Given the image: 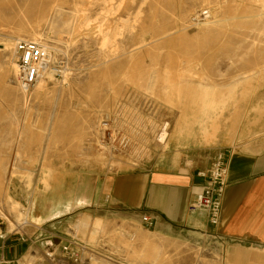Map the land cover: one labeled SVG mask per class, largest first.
<instances>
[{"label": "rangeland", "instance_id": "374dc122", "mask_svg": "<svg viewBox=\"0 0 264 264\" xmlns=\"http://www.w3.org/2000/svg\"><path fill=\"white\" fill-rule=\"evenodd\" d=\"M262 1L0 0V210L12 217L7 192L22 206L31 202L30 221L59 211L43 225H58L94 253L116 251L115 261L131 262L129 253L122 257L111 245L137 241L129 238L140 225L89 208L64 210L67 200L78 195L85 173L164 163L201 168L220 150L264 137ZM77 9L79 17L72 18ZM98 19L111 41L103 51L94 36ZM65 21L74 23L68 36ZM58 29L67 42H55ZM31 30L43 35L52 64L69 74L66 82L45 79L25 94L2 42L33 40L26 35ZM199 84L217 102L207 113L199 111ZM97 218L102 229L90 240V228L80 224ZM37 229L29 225L10 235L27 239ZM0 233L9 235L1 218ZM162 249L174 264H194L197 256V264H214L211 258L221 257L182 243ZM33 251L34 260L48 264Z\"/></svg>", "mask_w": 264, "mask_h": 264}, {"label": "crops", "instance_id": "0c3cea01", "mask_svg": "<svg viewBox=\"0 0 264 264\" xmlns=\"http://www.w3.org/2000/svg\"><path fill=\"white\" fill-rule=\"evenodd\" d=\"M198 103L202 113L217 105L216 102L213 108L201 109ZM246 143L223 150L227 158L226 188L217 226L208 223L204 211H187L188 202L204 184L196 173L209 168L212 158L207 165L189 170L164 163L150 169L85 173L76 186L78 195L74 198L77 200L69 198L64 210L89 208L94 214L97 211L109 213L140 225L141 228L133 234L137 237L134 245L137 253L140 248L145 249L143 244L147 239V243L161 249L173 242L221 255L220 259L216 255L211 258L210 262L214 264H264V137ZM58 212L45 218L32 216V226H39V230L27 239L0 233L3 255L17 260L18 264H27L29 257L33 256L29 255L30 251L35 248L33 254L43 257L46 245L57 241L50 238L52 234L60 239L67 235V231L58 225H43ZM143 216L149 217L151 228L142 227L145 224ZM61 244L62 240L54 245V249L58 251ZM129 256L133 260L127 264L149 263L135 258L133 252ZM36 260L30 264H39Z\"/></svg>", "mask_w": 264, "mask_h": 264}, {"label": "built area", "instance_id": "2783aa9c", "mask_svg": "<svg viewBox=\"0 0 264 264\" xmlns=\"http://www.w3.org/2000/svg\"><path fill=\"white\" fill-rule=\"evenodd\" d=\"M13 60L16 65V82L24 93L29 92L39 82L45 80L47 72L51 73V78L54 81L63 78V67L52 64L49 50L41 43L28 39L16 40ZM196 175L203 180L204 184L194 198L188 202L187 211H204L208 223L211 226H217L220 221L222 200L226 188L227 158L225 151L216 152L212 156L209 168L197 171ZM142 220L147 226L152 225L148 216H143ZM22 237L23 235H20L21 240H23ZM50 238L57 239L59 243L62 240L58 251L54 249L53 242L46 245L43 255L50 264L93 263L96 254L82 240L71 235L60 239L52 234ZM132 238H134L133 234L130 235V239ZM0 264H18V262L6 258L1 246Z\"/></svg>", "mask_w": 264, "mask_h": 264}, {"label": "bare ground", "instance_id": "6f19581e", "mask_svg": "<svg viewBox=\"0 0 264 264\" xmlns=\"http://www.w3.org/2000/svg\"><path fill=\"white\" fill-rule=\"evenodd\" d=\"M102 2V1H101ZM255 2V1H254ZM90 3V2H89ZM257 3V2H256ZM111 4V3H110ZM264 5V1H262V3ZM108 8V7H107ZM106 9V8H105ZM79 9H77L76 13L74 15H72V18L75 17L76 15H78L79 17ZM82 10V9H81ZM102 12V11H101ZM81 13V12H80ZM83 13V12H82ZM98 14V13H97ZM102 14V13H101ZM87 16V15H86ZM253 16V15H251ZM255 16V15H254ZM81 17V16H80ZM84 17V16H83ZM109 17V16H108ZM77 18V17H76ZM85 18V17H84ZM104 18V17H103ZM257 18V17H256ZM80 19V18H79ZM78 19V20H79ZM101 19V18H100ZM82 20V19H81ZM79 20V21H81ZM102 20V19H101ZM78 21V22H79ZM74 22V21H73ZM98 22H99V19H98ZM104 22V20H103ZM216 22L215 20L214 21H207L206 23H204L203 25H209V24H212ZM95 23V21H94ZM102 23V22H101ZM63 24V27L66 26L67 28V36L69 35V32H71V28H73V25H72V22L69 21H65ZM89 23H87V21H83V26L84 27H88ZM215 24V23H214ZM96 25V24H95ZM49 26V25H48ZM50 30H52L53 28V23H51L50 25ZM82 26V27H83ZM105 26V25H103ZM102 26V24H100V22L94 26V33L97 37V40H99L98 42V45H99V49L100 50H104V49H107V48H110L111 47V41L109 39V34H108V28L107 29H104ZM78 27V26H77ZM205 28V27H204ZM62 29V27L60 28ZM85 29V28H84ZM63 30V29H62ZM62 30H57L55 35H56V43H60L62 41H66L67 42V38H64L63 34H62ZM89 30V28H88ZM87 31V30H86ZM90 31V30H89ZM75 32V31H74ZM93 32V31H92ZM29 38H32L33 40H36V41H41L44 39L43 35L40 34L39 32H35L34 30H31L30 32H28L26 34ZM111 35V34H110ZM70 38V36H69ZM72 38V37H71ZM16 38L14 39H4L2 44L4 46V50L5 51H9L8 53H11V56H12V60H13V49H14V45H15V40ZM112 39V37H111ZM2 40V38H1ZM32 40V41H33ZM69 40V39H68ZM71 40V39H70ZM69 42V41H68ZM67 44V43H66ZM44 45V43H43ZM47 46V45H46ZM115 46V45H114ZM52 49V47H50ZM116 49V48H115ZM6 53V52H5ZM64 53V52H63ZM115 54V53H114ZM10 55V54H9ZM11 59V58H10ZM9 59V65H10V68H12V71H14L16 73V65L15 63H13L11 60ZM6 63V62H5ZM8 63V62H7ZM8 67V66H7ZM1 68V67H0ZM13 72V73H14ZM14 73V74H15ZM68 72H67V69H64L63 70V82H66V79H67V76H68ZM46 79H51L52 80V76H51V73L47 72L46 74ZM54 82V81H53ZM62 82V84H63ZM199 92H200V108L201 109H208V108H213L216 104L215 100L213 99V97H211L212 95H210L209 93V87L207 85H202V84H199L197 86ZM26 94V93H25ZM164 127V126H163ZM19 136V135H18ZM166 137V132H165V128L162 130V133L160 135V140L163 142L164 139ZM5 199H6V202H7V205H8V208L10 210V213L12 215V217H9L4 211L0 210V218L4 220V222L6 223V228H7V232H14V233H22L23 232V229H25L26 226H29V225H32V222L30 221L29 219V213H30V206H31V202H29L26 206H22L20 203L14 201L11 199V197L9 196V194L7 192H5ZM90 228V232H89V239L90 240H93V237L101 231L102 229V221L100 219H96L92 222H89L87 219L86 220H82L81 221V224H80V229H83V230H88ZM120 232V230L118 231ZM118 232H116L118 234ZM120 235H123V234H120ZM131 235V234H130ZM135 237V236H134ZM123 239V238H122ZM130 239V238H129ZM133 239V238H132ZM132 239H130L132 241ZM145 243L143 244V248L145 249H142L140 248V251L137 253L135 252V249H134V245L136 244L137 241H133L132 243H127L125 241H118L117 245H111L112 247V250L115 249L117 250V252H119L121 254V256L123 257L122 254H126V253H130V252H133V254L135 255V258H147L149 263L148 264H162V262L164 264H174L172 263L170 260L169 261H166L167 259V255L165 254L164 250H162L160 247H158L157 245L155 244H152V243H147V239H145ZM130 241V242H131ZM122 242V243H121ZM150 242V241H149ZM89 245H91L92 247V244L89 243ZM91 251H93L91 249ZM108 251V250H107ZM94 252V251H93ZM109 252V251H108ZM110 253V252H109ZM115 253L116 251H113L112 253H110L111 255L115 256ZM95 260L98 259L97 263L99 262V260H101L102 262H106L107 264H127L126 262H123V261H115L114 258H112L113 256H108V255H105V253H99V252H95ZM31 260H34L33 256L32 257H29ZM43 261L44 263H48L50 264L47 259L45 258V256L43 255ZM140 259V260H141ZM199 256H197L196 258V261L194 264H197V260H199ZM133 260V259H132ZM142 261V260H141ZM96 263V261L94 262ZM105 263V264H106ZM131 263V262H130ZM129 263V264H130ZM133 264V263H132ZM135 264V263H134ZM143 264V263H142Z\"/></svg>", "mask_w": 264, "mask_h": 264}]
</instances>
